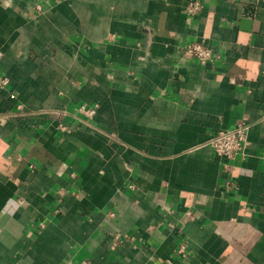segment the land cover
Listing matches in <instances>:
<instances>
[{"label":"crops","instance_id":"crops-1","mask_svg":"<svg viewBox=\"0 0 264 264\" xmlns=\"http://www.w3.org/2000/svg\"><path fill=\"white\" fill-rule=\"evenodd\" d=\"M189 1L0 0V264H264V0Z\"/></svg>","mask_w":264,"mask_h":264},{"label":"built area","instance_id":"built-area-1","mask_svg":"<svg viewBox=\"0 0 264 264\" xmlns=\"http://www.w3.org/2000/svg\"><path fill=\"white\" fill-rule=\"evenodd\" d=\"M204 5L201 0H191L188 3L186 12L188 18L191 19L201 13ZM183 54L194 57L201 64L214 63L219 57L214 49L205 44V42H191L185 43L181 48ZM10 83V79L6 75L0 74V90L7 89ZM96 106L87 107L81 106V110L89 117H92L96 113ZM62 130L66 129V126L60 125ZM249 123L245 120H240L237 125L232 129H222L217 131L209 139V145L215 152V154L227 160H233L238 155H244L246 150V142L248 138ZM35 168V165H31ZM74 176L75 174L72 173ZM45 224L41 223L40 227H44ZM183 248L180 249L182 251ZM86 261H84L85 263Z\"/></svg>","mask_w":264,"mask_h":264}]
</instances>
